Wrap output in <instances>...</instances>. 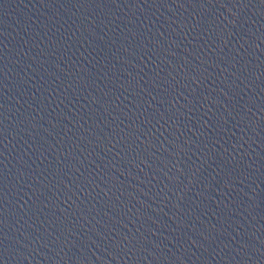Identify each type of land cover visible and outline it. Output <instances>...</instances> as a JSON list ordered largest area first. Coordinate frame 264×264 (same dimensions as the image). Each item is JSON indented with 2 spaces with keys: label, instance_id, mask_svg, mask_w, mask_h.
Instances as JSON below:
<instances>
[{
  "label": "water",
  "instance_id": "95a60500",
  "mask_svg": "<svg viewBox=\"0 0 264 264\" xmlns=\"http://www.w3.org/2000/svg\"><path fill=\"white\" fill-rule=\"evenodd\" d=\"M0 264H264V0H0Z\"/></svg>",
  "mask_w": 264,
  "mask_h": 264
}]
</instances>
